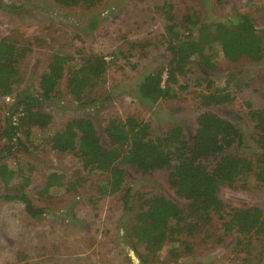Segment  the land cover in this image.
<instances>
[{
	"label": "trees",
	"instance_id": "16d2710c",
	"mask_svg": "<svg viewBox=\"0 0 264 264\" xmlns=\"http://www.w3.org/2000/svg\"><path fill=\"white\" fill-rule=\"evenodd\" d=\"M52 1L65 8H90L100 2ZM157 8L164 19L160 42L168 51L169 60L162 69L140 78L136 84L140 100L152 105L159 99L174 97L175 86L181 88L179 78L192 67L215 69L216 49L232 63L263 61L264 27L258 28L247 13L236 10L230 18L205 22L192 11L182 14L178 21L170 1H163ZM127 43L130 49L136 46L143 49L151 41L128 40ZM29 51V46L10 37L0 38V88L11 89L22 81L20 64ZM109 67L106 54L79 50L78 56H74L56 49L38 77L37 91L16 93L0 124V138L7 140L0 150V180L8 191L0 197L19 200L33 218L46 212L44 206L36 205L23 191L32 177L25 170L31 165L28 168L33 171V165L30 161H20L15 152L20 149L28 152L34 138L41 136L57 154L73 155L86 173L106 174V180L98 186L99 193L119 192L125 215L121 241L134 253L138 264H170L177 260L180 244L189 246L182 236H194L213 217L218 219L224 236L237 235L235 249L242 263L261 260L264 211L258 205L229 206L219 191L230 186L249 188L251 182L254 188L264 187V107L244 102L250 124L248 141L237 124L210 110L196 116L190 138L178 125L153 135L149 122L134 114L106 120L103 128L106 145L101 143L93 119L87 116L70 117L51 131L53 117L44 111L43 105L60 98L61 80L65 77V92L77 106L84 108L94 101L92 93L103 83ZM196 81L206 83V90L200 94V104L204 107L232 102L236 91L247 83L239 84L235 73L229 75L224 86L208 78ZM127 169L144 177L164 174L173 198L165 192L137 194L127 183ZM85 179L78 175L65 184L63 180L49 186L45 182L35 195L39 200L46 199L59 185L76 190ZM163 249L166 258L162 257Z\"/></svg>",
	"mask_w": 264,
	"mask_h": 264
},
{
	"label": "rangeland",
	"instance_id": "374dc122",
	"mask_svg": "<svg viewBox=\"0 0 264 264\" xmlns=\"http://www.w3.org/2000/svg\"><path fill=\"white\" fill-rule=\"evenodd\" d=\"M163 1L166 0H100L90 8H65L52 0H0V38L10 37L30 47L20 64L22 81L11 89L0 88V124L17 92L37 91L38 77L53 50L74 56L80 50L106 54L110 67L103 83L92 93L94 101L84 108L77 106L65 92V77L61 80L60 98L43 105L44 111L53 117L51 131L70 117L87 116L93 119L101 143L106 145L103 131L106 120L134 114L149 122L153 135L178 125L190 138L196 116L210 110L237 124L248 141L250 124L244 102L264 107V57L258 64L246 60L232 63L216 49L215 69L192 67L179 78L181 88L175 86L174 97L159 99L152 105L138 98L136 84L140 78L162 69L169 60V53L160 42L164 19L157 6ZM167 1L173 4L178 21L186 12L195 11L202 21L209 22L230 18L240 10L258 28L264 27V0ZM128 40L151 43L143 49L140 46L130 49ZM231 73L237 75L239 84L247 82L242 90L236 91V98L228 103L202 106L200 94L206 90V83L198 84L196 80L208 78L224 86ZM21 137L24 139L23 134ZM6 143L5 138H0V150ZM29 149L15 151L20 161L33 165V171L28 168L31 165L25 170L32 177L23 191L36 205L44 206L46 212L33 218L19 200L0 197V264H138L134 253L121 241L125 215L119 192L99 193L98 186L106 180V174L86 173L73 155L57 154L41 136L34 138ZM126 173L127 183L137 194L165 192L173 196L166 187L164 174L155 178L135 175L128 169ZM78 175L86 179L76 190L59 185L46 199L39 200L35 195L45 182L47 186L61 180L65 184ZM249 185V188L222 187L219 194L229 206L258 205L264 211V187L254 188L252 182ZM2 193L8 191L0 180V196ZM223 234L218 219L213 217L194 236H182L189 246L180 244V257L170 264H245L235 249L237 235ZM165 253L163 249V258L167 257ZM246 264H264V254L261 260Z\"/></svg>",
	"mask_w": 264,
	"mask_h": 264
}]
</instances>
